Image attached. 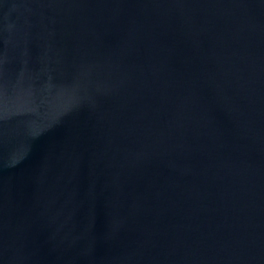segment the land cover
Listing matches in <instances>:
<instances>
[{"label":"water","instance_id":"95a60500","mask_svg":"<svg viewBox=\"0 0 264 264\" xmlns=\"http://www.w3.org/2000/svg\"><path fill=\"white\" fill-rule=\"evenodd\" d=\"M0 264H264V0H0Z\"/></svg>","mask_w":264,"mask_h":264}]
</instances>
